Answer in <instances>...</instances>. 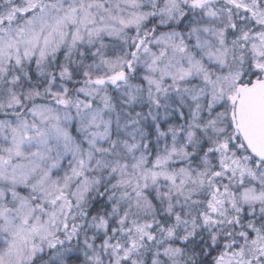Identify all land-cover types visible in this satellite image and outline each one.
Wrapping results in <instances>:
<instances>
[{
  "label": "snow or ice",
  "instance_id": "obj_1",
  "mask_svg": "<svg viewBox=\"0 0 264 264\" xmlns=\"http://www.w3.org/2000/svg\"><path fill=\"white\" fill-rule=\"evenodd\" d=\"M0 264H264V0H0Z\"/></svg>",
  "mask_w": 264,
  "mask_h": 264
}]
</instances>
